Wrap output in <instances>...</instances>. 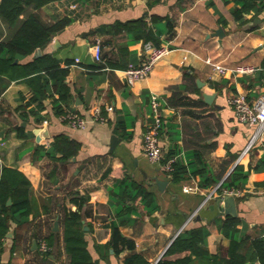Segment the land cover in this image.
Returning a JSON list of instances; mask_svg holds the SVG:
<instances>
[{"label":"crops","instance_id":"obj_1","mask_svg":"<svg viewBox=\"0 0 264 264\" xmlns=\"http://www.w3.org/2000/svg\"><path fill=\"white\" fill-rule=\"evenodd\" d=\"M235 5V0H54L36 10L46 23L65 16L73 19L40 49L41 54L56 55L62 65L72 61L65 78L71 93L65 108L85 117L87 126H74L57 115L52 95L45 100L42 111L47 117L42 122L33 116L26 120L18 107L32 90L22 79L12 80L0 95V180L5 166L21 170L32 183L35 202L28 222L10 221L2 239L0 264H70L62 218L67 209L78 208L69 198V193L76 190L90 195L83 208L84 225L88 226L84 229L95 263L125 264L132 250L116 255L113 247L98 246L111 238L110 220L116 213L113 203L122 192L121 188L117 190L122 173L114 172L122 168L131 179L153 191L160 205L150 214L137 210L132 214L134 221L122 225V232L135 239L136 252L151 264H158L180 233L206 224L210 251L226 253L231 240L220 224L230 214L221 213L217 203L211 201L222 195L221 187L208 196L237 162L255 164L264 153L263 134L241 157L255 126L241 121L231 102L234 93H245L250 101L264 94V9L257 14L247 12L240 21L232 11ZM151 15L163 18L153 24L154 29L160 31L162 42L169 43L172 50L147 77L129 83L124 68L111 66L110 61L139 64L145 40H132L127 29L117 24ZM220 26L226 32L223 37L215 33ZM0 27L4 37L7 29L1 21ZM97 43L102 48L100 60L95 55ZM36 52L21 62L32 60ZM209 57L231 68L251 65L255 69L222 73L208 62ZM203 91L216 92L213 103L205 101ZM153 94L158 95L166 120L160 133L164 157L175 151L172 157L186 163L201 159L219 178L217 182L201 186L200 174L175 181L162 162L146 154L144 132ZM97 107L102 109L104 120L95 118ZM59 134L78 140V153L68 159L40 155L37 147H48ZM114 135L119 140L113 147ZM158 179L168 181L164 189ZM188 186L198 188L186 190ZM235 196L241 229L264 234V169L253 170ZM196 210V216L191 217ZM56 219L58 230L54 229ZM52 237L53 253L47 258L42 242ZM188 253L190 250L179 251L172 257Z\"/></svg>","mask_w":264,"mask_h":264},{"label":"trees","instance_id":"obj_2","mask_svg":"<svg viewBox=\"0 0 264 264\" xmlns=\"http://www.w3.org/2000/svg\"><path fill=\"white\" fill-rule=\"evenodd\" d=\"M51 1L54 0H0V21L7 29V34L2 37L4 30L0 27V95L12 80L26 81L31 87L32 95L27 99L23 96L25 102L18 109L22 110L26 120L33 116L37 122H42L47 117L42 110L46 107L45 100L48 96H54L52 104L57 115L68 112L65 105L71 97L70 88L65 82L71 60H68L66 65H62L61 59L53 53H43L36 55L32 60L21 62L23 58L35 53L39 48H44L55 33L63 30L73 20L72 17L65 16L54 23L44 22L36 10ZM235 1L236 5L232 11L236 19L240 21L244 20L245 13L254 11L257 14L264 9V0ZM162 19L159 15H151L150 18L144 16L117 25L120 28H126L134 41L152 40L155 44H161L160 31L154 29L153 24L161 22ZM168 22L173 29L172 20L169 19ZM110 65L123 68L128 66V64L121 65L111 61ZM101 66H105V63ZM261 69L264 70V60ZM55 92H59L58 97L55 96ZM261 146L264 147V141ZM80 148L81 143L78 140L59 134L48 147L39 145L37 150L40 155L68 159L75 156ZM58 152L62 153L61 157L57 156ZM175 153L171 151L165 156V160ZM259 169H264V153L255 164L251 161L246 164L244 160H240L222 181L220 192L223 193L225 189L243 188L249 174ZM125 170L122 168L120 172H114L116 175L122 173L117 188V190L121 188L122 192L117 198L112 194V198L117 200L113 203L115 217L110 220L111 238L104 245L98 246L107 249L113 247L116 255H120L125 249L132 250L125 257V264H151L146 257L135 251V239L125 235L121 227L134 221L132 214L137 210L150 214L159 209L160 205L156 194L143 183L131 179ZM108 172L113 170L108 169ZM170 174L175 181L200 174L201 186H210L219 180L201 159L186 163L178 158ZM10 198L12 202L8 203ZM69 198L78 206L76 210L67 209L62 218L65 248L70 264H96L88 248L84 229L83 208L88 203L90 195L76 190L69 193ZM34 211L35 202L32 197L30 179L21 170L5 166L0 180V253L2 239L9 231L10 221L26 223ZM241 222L239 216L230 215L220 224L222 232L231 240L226 253L210 251L208 247L210 230L206 224H200L180 233L159 259L158 264H264V234H259L257 231H243L240 227ZM55 234L53 232V235ZM52 239L53 237L47 239L46 242L50 248L43 251L47 258H50L53 253ZM184 250H190V253L172 257L175 253Z\"/></svg>","mask_w":264,"mask_h":264},{"label":"built area","instance_id":"obj_3","mask_svg":"<svg viewBox=\"0 0 264 264\" xmlns=\"http://www.w3.org/2000/svg\"><path fill=\"white\" fill-rule=\"evenodd\" d=\"M172 47L169 43L161 42V44H155L152 40L144 42L143 45V59L139 64L130 63L126 68H124V75L129 83H134L137 80L147 77L154 66L163 59L170 51ZM96 57L100 60L102 58V48L101 44L97 43L96 45ZM208 62H210L215 69L222 73H226L229 70L237 72H249L253 71L255 67L251 65H239L237 67H228L222 65L209 57ZM232 105L234 106L236 113L239 119L245 123L255 126V130L251 136V139L248 143V146L243 151L241 157L246 154L264 134V94L258 97L254 101H250L248 95L245 93H234L231 98ZM152 112L150 114V119L148 121L146 130L144 132V150L149 158L153 161L162 162L163 168L171 172L174 168L175 157H171L168 160H165L164 151L160 144V133L165 123V118L163 116V107L162 103L157 94H153L151 99ZM112 109V107H109ZM61 117L67 120L70 124L78 127H86L87 119L81 116L77 112L68 111L67 113L61 115ZM95 118L98 120H104L105 116L102 113L100 107L95 108ZM221 183L217 185L210 192L208 197L213 196L216 193L217 189L221 187ZM198 186H188L185 187L186 190L197 189ZM240 189H225L221 194H239ZM196 210L192 213L191 217L196 216ZM50 248L46 241L42 242V249L46 251Z\"/></svg>","mask_w":264,"mask_h":264},{"label":"water","instance_id":"obj_4","mask_svg":"<svg viewBox=\"0 0 264 264\" xmlns=\"http://www.w3.org/2000/svg\"><path fill=\"white\" fill-rule=\"evenodd\" d=\"M216 35H219L220 37H223L226 32L222 26H220L218 29H215ZM36 54H41V49L39 48L36 52ZM200 83V80H199ZM205 101L208 103H213L214 99L216 97V92H207L203 91L202 93ZM119 140V137L117 135L113 136L112 139V146L114 147ZM157 183L161 187V189L165 188V184L168 183L166 180L158 179ZM213 202H216L218 207L220 208L221 213L230 214V215H236L237 214V202H236V196L233 194H222L219 197L212 198ZM9 202H11V199H9ZM84 228L87 229L88 226L84 225ZM54 229H59V220L56 219L54 223ZM34 245H37V241L34 240ZM113 250V249H112Z\"/></svg>","mask_w":264,"mask_h":264}]
</instances>
